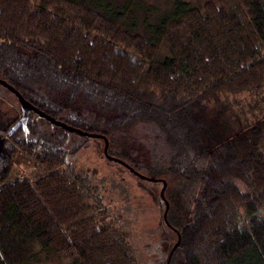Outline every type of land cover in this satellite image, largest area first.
Returning <instances> with one entry per match:
<instances>
[{
  "label": "trees",
  "instance_id": "trees-1",
  "mask_svg": "<svg viewBox=\"0 0 264 264\" xmlns=\"http://www.w3.org/2000/svg\"><path fill=\"white\" fill-rule=\"evenodd\" d=\"M0 78L110 144L149 126L148 168L177 181L182 198L168 220L186 264H264V0H174L146 35L117 0H0ZM33 117L45 119L31 112L28 131L9 137L45 172L1 180L0 264L48 253L65 264H141L99 187L66 160L77 133Z\"/></svg>",
  "mask_w": 264,
  "mask_h": 264
},
{
  "label": "rangeland",
  "instance_id": "rangeland-1",
  "mask_svg": "<svg viewBox=\"0 0 264 264\" xmlns=\"http://www.w3.org/2000/svg\"><path fill=\"white\" fill-rule=\"evenodd\" d=\"M117 1L131 6L135 16L136 31L146 35L147 24L155 22L161 12L170 8L174 0ZM186 1L195 7L203 8L208 1L216 0ZM161 52L163 56L169 53L165 46L161 48ZM54 96L56 100L61 97L57 94ZM64 115L74 116L73 110L65 112ZM259 115L264 119V110L260 111ZM21 116V103L17 96L0 84V137L4 134L7 136L9 129ZM32 120H35L36 125L41 129L47 128L50 131L54 129V124L49 123L47 119L33 117ZM253 120L257 119L253 118ZM242 122H245L243 117ZM238 126L236 124V128ZM154 137L149 126L139 124L127 132L126 138L121 137L110 144V154L134 167L141 174L158 178V174L148 168L152 156L151 141ZM67 138L68 148L78 147V149L75 152L69 151L73 153H69L66 160L87 172L92 183L99 187V194L104 197L105 206L118 218L117 222L124 226V232L128 234V240L134 245L141 264H167L169 253L178 240V234L164 221L166 206L161 198L163 182L141 178L120 162L109 159L104 153L105 141L102 138L85 139L78 134L68 135ZM9 139L13 143L5 144L4 158L0 159V184L5 176H8L6 177L8 179L16 177L35 179L45 172V168L35 158L37 155L30 156L14 143L13 138L9 137ZM164 178L168 180L165 196L168 200L173 198L174 204L170 205V208L175 209L182 200L175 190L177 181L170 176ZM172 193L175 196H172ZM258 216L264 217V210L259 212ZM107 218L113 222L110 214H107ZM174 253L171 264H186L182 250ZM37 264L65 263L61 262L55 254L48 253L43 254L41 261Z\"/></svg>",
  "mask_w": 264,
  "mask_h": 264
},
{
  "label": "water",
  "instance_id": "water-1",
  "mask_svg": "<svg viewBox=\"0 0 264 264\" xmlns=\"http://www.w3.org/2000/svg\"><path fill=\"white\" fill-rule=\"evenodd\" d=\"M0 84L2 86H4L5 88L9 89L10 91H12L18 98V100L21 103V109H22V116L21 118L16 122V124L10 129V131L8 132V135H11L14 131H16L19 127H23L26 131H28V119H29V115L31 112H35L37 113L40 117L47 119L48 121L52 122L53 124L60 126L66 130H68L69 132H73V133H77L80 134L82 136H86V137H93V138H102L105 141V147H104V153L105 155L112 160H115L117 162H120L121 164L125 165L127 168H129L133 173H135L136 175H138L141 178L147 179V180H152V181H162L163 182V189L161 191V198L165 203V211H164V221L166 223L167 226H169L170 228H172L173 230H175L178 234V240L177 242L174 244V246L172 247L169 256H168V260H167V264H171V259L172 256L174 254V252L176 251V249L179 247L180 243H181V234L180 232L171 225V223L168 220V213L170 210V203L168 201V199L165 196V190L167 188V181L163 178H151L148 176H145L143 174H141L139 171H137L134 167L130 166L129 164H127L126 162H124L123 160H121L120 158L113 156L109 153V146H110V142L109 139L100 133H96V132H90V131H85L81 128H78L76 126L70 125L62 120H59L57 118H55L54 116H51L50 114L46 113L45 111L41 110L40 108L36 107L34 104H32L30 101H28L16 88H14L12 85H10L6 80L0 78ZM7 143V139L5 137H0V159L4 158V149H5V144Z\"/></svg>",
  "mask_w": 264,
  "mask_h": 264
},
{
  "label": "crops",
  "instance_id": "crops-1",
  "mask_svg": "<svg viewBox=\"0 0 264 264\" xmlns=\"http://www.w3.org/2000/svg\"><path fill=\"white\" fill-rule=\"evenodd\" d=\"M7 141H8L9 143H13L8 137H7Z\"/></svg>",
  "mask_w": 264,
  "mask_h": 264
},
{
  "label": "flooded vegetation",
  "instance_id": "flooded-vegetation-1",
  "mask_svg": "<svg viewBox=\"0 0 264 264\" xmlns=\"http://www.w3.org/2000/svg\"><path fill=\"white\" fill-rule=\"evenodd\" d=\"M9 131H10V130H9ZM9 131H8V132H9ZM5 135H6V134L2 135V137H8V138H9V136H8V135H7V136H5ZM7 142H8V141H7Z\"/></svg>",
  "mask_w": 264,
  "mask_h": 264
}]
</instances>
